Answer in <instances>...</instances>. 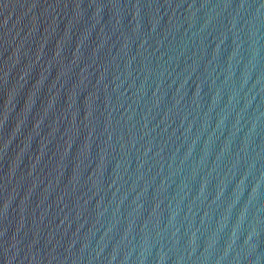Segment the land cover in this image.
Listing matches in <instances>:
<instances>
[{"label":"water","instance_id":"obj_1","mask_svg":"<svg viewBox=\"0 0 264 264\" xmlns=\"http://www.w3.org/2000/svg\"><path fill=\"white\" fill-rule=\"evenodd\" d=\"M0 264H264V0H0Z\"/></svg>","mask_w":264,"mask_h":264}]
</instances>
